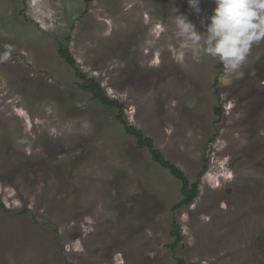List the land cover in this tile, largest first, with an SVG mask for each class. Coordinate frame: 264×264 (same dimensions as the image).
Segmentation results:
<instances>
[{
  "label": "rangeland",
  "instance_id": "374dc122",
  "mask_svg": "<svg viewBox=\"0 0 264 264\" xmlns=\"http://www.w3.org/2000/svg\"><path fill=\"white\" fill-rule=\"evenodd\" d=\"M173 6L202 33L215 8L0 0V264H264V42L220 68ZM60 42L192 182L209 157L191 205L173 210L180 181L81 89Z\"/></svg>",
  "mask_w": 264,
  "mask_h": 264
},
{
  "label": "clouds",
  "instance_id": "9594fccd",
  "mask_svg": "<svg viewBox=\"0 0 264 264\" xmlns=\"http://www.w3.org/2000/svg\"><path fill=\"white\" fill-rule=\"evenodd\" d=\"M202 0H187L193 15L202 17ZM210 16L200 19L204 32L189 16L173 6V23L177 34L190 42L194 52L204 44V51L230 71L238 70L254 45L264 42V0H213Z\"/></svg>",
  "mask_w": 264,
  "mask_h": 264
},
{
  "label": "trees",
  "instance_id": "16d2710c",
  "mask_svg": "<svg viewBox=\"0 0 264 264\" xmlns=\"http://www.w3.org/2000/svg\"><path fill=\"white\" fill-rule=\"evenodd\" d=\"M92 1L93 0H86L87 5H89V3H91ZM59 54L72 67L75 76L79 79V85L81 89L91 94L92 98L99 102L101 105L117 110L116 119L123 125L125 132L135 138L137 146L140 148L147 149L151 154L152 159L157 164H159L161 167L168 169L169 172L180 181L181 198L174 204L173 210L176 211L181 207L191 205L199 195L201 177L206 171H208V165L210 163L209 157L206 155L203 157L202 169L198 173L197 180L192 182L181 167H179L175 162H172L167 157H165L162 150L155 145L154 139L152 137L146 135V133L142 129L128 122V120L125 118V104L118 99L110 97L106 93V90L104 89L101 82L96 77L89 76L86 72L82 70L76 57L74 56L68 45H65L64 43L60 42ZM219 65L220 68L223 67V64L221 62L219 63ZM218 82L219 79L216 78L215 83ZM215 111L220 117L223 113L222 106H216ZM0 206H3L1 199ZM172 236L174 237V242L169 244L168 246H170L173 251H176L180 242L183 240L181 225L176 220H174L172 224ZM88 264L98 263L90 262ZM176 264L189 263L184 258L177 257Z\"/></svg>",
  "mask_w": 264,
  "mask_h": 264
}]
</instances>
